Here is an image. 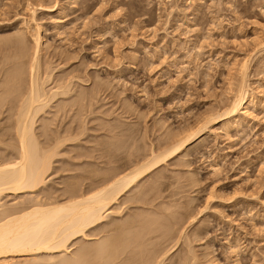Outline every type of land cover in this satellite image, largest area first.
Returning <instances> with one entry per match:
<instances>
[{"label": "rangeland", "instance_id": "obj_1", "mask_svg": "<svg viewBox=\"0 0 264 264\" xmlns=\"http://www.w3.org/2000/svg\"><path fill=\"white\" fill-rule=\"evenodd\" d=\"M21 38L27 49L18 47ZM38 38L43 48L32 63ZM18 48L26 49V57ZM19 64L24 75L12 79ZM31 64L37 65L34 75L45 92L56 91L62 79L74 84L71 99L51 101L35 125L41 143L60 135L66 140L52 154L45 183L32 193H5L0 210L65 202L74 188L91 193L92 179L102 180L119 166L130 172L150 162L154 152L170 151L175 137L194 132L198 142L161 161L139 183L145 195L138 187L124 195L113 206L127 201L121 213L114 215L112 207L100 234L98 228L89 230V238L72 242L68 259L79 248L106 243L117 221L139 214L171 226L166 216L171 213L179 225L166 238L174 239L172 244L157 243L166 249V257L157 258L163 257L161 264H264V0H0V165L16 156L11 110L18 99L10 92L4 101L1 96L10 87L19 93L17 86L19 94L29 89ZM243 86L254 120L242 117L233 125L231 115L223 113ZM43 128L47 138L41 137ZM92 255L78 264L112 262L108 253L100 260ZM42 256L38 262L21 257L13 263L67 260Z\"/></svg>", "mask_w": 264, "mask_h": 264}, {"label": "bare ground", "instance_id": "obj_2", "mask_svg": "<svg viewBox=\"0 0 264 264\" xmlns=\"http://www.w3.org/2000/svg\"><path fill=\"white\" fill-rule=\"evenodd\" d=\"M20 40H21V42L25 41L24 39L22 40V38ZM20 40H19V43H21ZM35 40L34 41L36 42V46L35 45L34 46H35L36 51H35V57L33 55L34 59L32 60V63H33V61L35 63V61H37V59H39L38 56L41 52V49L43 48L42 39L38 38ZM22 45H24L25 46L24 48H26L25 42L19 44L18 47L19 48L21 47L20 49H23ZM19 48H18L19 52L20 51L22 52V51L27 49L26 48L24 50H19ZM24 52H22L23 55L26 54V53L24 54ZM18 54L21 55L20 53H18ZM20 57L22 58L23 56L21 55V56H19V58ZM24 57H26V55ZM38 62H36V63L38 64ZM35 65L31 64L32 69L30 68L31 69L30 75L33 77L31 79V76H30V79L32 81H31V84L29 85L28 90H27V88H28V86H27L26 90L24 89L23 90L24 92L22 91L23 93L19 94L21 92H20V89L16 88L17 86L14 87V89H16L19 93L15 92V90H14V92L9 91V89L11 90V87L10 88L8 87L9 88V89H7L8 91L6 90L5 91L6 93L4 92L5 95L1 96L2 101H4L5 99L3 96H6L7 92H10L8 94H10V95L12 94V95L11 96L8 95V96L12 97L13 94L15 96L17 95L16 97H18V99H17L18 101L16 100L17 103H16L15 107L13 106L14 110H13V108L11 110V107H9V109L13 112V116L15 118L12 116V113L9 111V109H6L9 111L10 117L12 116L11 118H13V120H14V123L12 125V129H13L12 131H13L14 136L12 135L11 137H12V139H13V137H16L17 144H16V148L14 146L15 149H13V150H15V153L14 152L12 153V154L16 155V156H14L15 157L14 161H12V162L8 161L10 163H5V164L0 165V200L2 199V195L4 196L5 193H13L14 195L19 194V193L21 194L23 192H25V193L31 192L32 193V192L36 191L40 186H42L45 183V180H46L45 178L48 175V171H50V168H51V164H52L51 161L53 158L52 154L57 152V148L59 149V147H61V146H59V144L64 142V140H66V139L60 138L62 135H60V137H56L55 139H52L51 141L45 139V141H43V143L44 142L45 143L41 147V144H43V143L40 142L41 140L39 141V139L37 138V135L35 134V132H36V130H35L36 126L35 125L38 122V120L40 119V116L45 113L44 112L45 109L49 105L51 106V104L53 103V102L51 103V101H54V100L56 101L57 98L60 96H62V97L65 96V99L61 97L62 100L63 99L65 100V102L63 101V103H67L69 101V99H71L70 97L68 99V94L70 93L72 81H71V83H69V82H67L69 80L64 81V79L60 78V79H62V81L69 83V85H66L64 82H62L59 79L60 80L59 83L61 82L62 84H64V86L63 85L60 86L61 83L58 85L57 81L55 79H50L49 77H51V76H49L47 78L48 80L50 79L49 82H52V80H55L57 83V86H56V84L54 82V84L56 86L54 88H56V91L54 89L49 88L48 90H46L48 92H45L43 87H45L46 85H44V83H40V81L37 78H35L34 74H36V75L38 74L36 72L37 68L35 67ZM20 66H21V64H19V66H18L19 68L16 67L19 69V71L17 69L18 73L14 72L15 77L12 76V73H10L11 75L9 74L10 76H12V79L16 80V76L20 77L22 74L24 75V71L20 70V68H22L24 66H22V67H20ZM22 69H24V68H22ZM243 69L246 70L247 68L245 69V67H244V68H242V70ZM242 72L244 73V71H242ZM9 75L7 77L8 79L6 78L7 80H9V77H10ZM245 76L246 75H244V77ZM48 80H46L47 82L46 81H44V82L48 83ZM21 81H22V79H21ZM42 81H43V79H42ZM10 82H12V80H9V83ZM29 82H30V80H29ZM11 84H13V83H10L8 85H11ZM246 87L247 86H243V88H241V90L239 92H237L238 93L237 95L235 93L236 96L233 97V100L230 102L228 109H226L227 111L225 110V113H223V115L227 114L226 116H228V117H229V115H231L232 124L233 123H239L240 120H242L243 118L248 122H251L254 120V115L252 112L253 109L251 108L252 106H251L250 94H249V91ZM19 88H20V86H19ZM49 90H51V92L52 91H54V92H52V93L50 92V94H51L50 95V94H48ZM85 94H87V93H85ZM6 98H7V96H6ZM66 98H67V100H66ZM59 100H57L56 102H58ZM77 100L78 99H76L75 101H77ZM79 100L81 101L82 99L79 98ZM79 100L77 101L78 103L80 102ZM13 101H11V102H13ZM12 105H14V103L13 104L10 103V106H12ZM58 105L66 107L65 104H63V105L58 104ZM79 105H81V104L79 103ZM59 106H56L57 109L63 108V107L61 108ZM253 106H254V104H253ZM80 108H81V106H80ZM60 109H58V110H60ZM62 112L65 113V109ZM45 115H47V114L45 113ZM223 115H220V116L222 117ZM220 116H219V118H220ZM42 121L44 122V120H42ZM46 121H48V120H46ZM45 123H47V122H45ZM236 126H237V124H236ZM225 128L227 129V127H225ZM45 129H46V127H45ZM45 129L43 128V131ZM46 132H47L46 130H45L44 134L41 132L42 133L41 137H46L47 136ZM69 132L74 137L73 132H71V131H69ZM69 132H68V135L70 136L71 134H69ZM186 132L188 133V131H186ZM185 133H183V134H185ZM183 134H182V136H183ZM193 134H194V132L190 135L187 134V136L184 135V138L182 136H180L181 139L179 137H177V138H179L178 140L175 137L174 139L176 141L174 142V145L172 144L173 146L171 145L170 151L169 150L165 151L166 153H167V151H169L167 154L166 153L164 154V152H163V155H162V153L160 155H157L154 152L153 155L151 154L152 159H151V157H150V159H148V160H151L150 162H148L147 164L145 163V165L141 164L138 166V168L136 167V168H134V170L133 169H132V171L130 170V172H126L127 168L125 169L124 167H123L124 169L122 167H121L122 169H120V166H119L118 169H116L114 167L112 170V168H110L109 170L110 171L112 170V171L111 172L108 171L110 173H107L106 174L107 176L104 177L102 180L96 181V180H93L92 178H90V180L92 179V184H90L91 187L92 186L95 187V189L92 188L94 191H91V193L85 192L86 194H82V192H80V194H79L78 191H77L78 193L76 191H74L75 190V188H74L72 190L73 193H70L71 199L68 201H65V202H55V201L49 202V203L37 202L34 204V206L31 205V208L28 207V209H27L25 207V209H22V210L20 209V211H17V210L13 211L11 208H10V210L8 208L1 209L0 210V264H14L17 262L16 259L21 258V257H27V258L30 257V259H32L31 257H33V258H36V260H37L40 257V256L38 257V255L42 256V254H47V256L48 255L53 256L54 254H57V255L59 254L61 257L64 256V259L65 258L67 259L62 264H78L79 260H80V263H82V262L84 263V261H83L84 257H88V256L92 255L93 253L96 254V257L95 256L92 257L95 254H93L91 257L96 259V260L97 259L100 260V258H99L101 256L100 254L103 252H104V258H105V254H106V256H107V253L109 254V257L108 256L107 257L109 259L111 258V260H112L111 264H117V261H118V259L120 261L121 256H122V258H121L122 260L120 261V264H161V261L163 262V257H166V256L162 255V254H164L163 252H165L166 249H164V247H163L164 244L163 245H162V243H161V245L159 244V246H161V248H159L157 243L164 241L163 243L170 244L172 242V240H174V239H168L167 240L166 238H167V236L168 237L170 236L169 235L170 232H173L174 230H176V229H174L175 225H176V228L179 225V224L177 225L178 222L177 223L175 222L176 218H173L174 214L171 215V213H170V217L168 214L167 215L165 214L168 217L167 219L169 220L170 225H171V226L164 225L165 228L163 227V224H162L163 228L160 227L161 224L158 225L159 224L158 220L153 219L154 218L153 216H148V218L146 217L147 219L144 218L145 216L144 217L142 216L144 218L143 219L144 221H141L142 220L141 214H140L141 218H139V216H138L139 214H138L136 216L138 218H134L133 219L134 221L133 220L130 221V219L127 218L128 224H126L127 219L123 220L126 223L122 222V221L120 223V221H117L115 226H112V224H111V226L109 227L108 233L110 235L108 236V239L106 238L107 239L106 243H104V241L103 242L98 241L97 243L94 242V244L91 245L90 248H88V249L87 248H84V249L79 248L80 249V250L78 249L79 251L78 250L74 251V253H76L77 251L79 253L77 252L76 254H73V252H72V255L75 257L74 258L70 257L71 259H68L69 258L68 254L71 253L70 248L73 244L72 242L78 241L80 238H83V239L89 238V237H87L88 231L93 230V229L96 230L98 227H100L102 225L103 220H105L106 217L108 216V215L105 216V214L108 211L111 212L113 210L111 208L115 204L118 205V201L119 200L121 201V198H123L124 195L128 194V192L132 193L137 187H138L137 189L140 190V191H138L139 193L141 191H143V189H141L142 186L140 187L141 184L139 185V183L142 181V179H144L147 175H149L153 170H155V168L159 166L158 164H160L161 161H163L164 159H165L164 161H166V158H171V156H173L177 153H180L183 150H186L192 143L196 142L198 139L194 140L193 139L194 137L192 136ZM56 136H57V134H56ZM72 136H70V138H73ZM13 140H15V139H13ZM72 140H74V139H71L69 141H72ZM199 144H201V143H199ZM60 145H63V144H60ZM114 162H117V161H114ZM85 179H89V178L85 177ZM100 185H102V186L105 185V186H103V187L101 186L102 188L98 189V186L100 187ZM96 186H97V188H96ZM137 189H136V192H137ZM143 193H144V191H143ZM142 194L137 193V196L135 194L134 197L135 196L138 197V195L142 196ZM144 195H145V193H144ZM134 197H132V198H134ZM132 198H131V200H135ZM136 200H138V199H136ZM120 201H119V203H120ZM126 202L127 201L123 202L121 204V206L123 204H126ZM137 202H139V201H137ZM0 204H1V202H0ZM117 205L115 207H113L114 210H116V212L114 210H113V212L116 214H114L113 212H111L112 214L107 213V214H109V216L110 215L113 216V214L117 215V212L119 214L120 210L118 211V209L121 206L119 205V208H118ZM116 207H117V209H116ZM122 207L120 208L121 210H122ZM110 209H111V211H110ZM157 214H159V213H157ZM149 215H151V214H149ZM162 215H164V214H162ZM162 215L159 214L158 216L163 217ZM109 216H108V218H109ZM158 216H157V218H159ZM166 216H164V217H166ZM149 217H151V218H149ZM148 219H153L152 221H154V220H156V221H154L155 222L154 223ZM115 222H116V220L114 221V223ZM118 222L122 225H120V224L117 225ZM156 222H158V223L156 224ZM143 223H145V225ZM156 225H158V227H156ZM104 228H101V230L103 229L102 230L103 233L107 231L106 228H108V227L105 226ZM97 230H99V228ZM104 230H106V231H104ZM94 234H96V233H94ZM94 234H91V236ZM99 234H100V230H99ZM99 234H97V236ZM174 234H175V232H174ZM88 236H90V235H88ZM171 236H173V235H171ZM103 237H106V236H103ZM99 243H100V245H98ZM93 246H94V250H96V252L93 251ZM166 247H168V246H165V248ZM85 249L87 250L86 256L84 255L86 253ZM89 249H91V251H93L92 254H90L91 251L89 252ZM128 249H130V250H128ZM167 251H168V249H167ZM170 251H171V249H169V252ZM169 252H167V253H169ZM69 255L71 256V254H69ZM160 255L163 256V257L161 256L162 257L161 261H159L160 259L157 260V258H159ZM52 256H51V258L49 257L50 260L53 257L54 258L60 257V256H55V255L53 257ZM81 256H82V259H81ZM42 257H40V259ZM62 258H61V260H63ZM30 259H29V261H30ZM14 260H16V262L13 263ZM34 260H31L30 262L33 263ZM81 260H82V262H81ZM99 260H98V262H99ZM156 260L159 262L156 263ZM38 261H39V259L37 260V262ZM59 262H61V261H58L56 264H59ZM34 263H36V261H34ZM97 264H99V263H97ZM118 264H119V262H118Z\"/></svg>", "mask_w": 264, "mask_h": 264}]
</instances>
